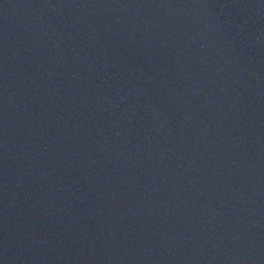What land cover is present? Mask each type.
Wrapping results in <instances>:
<instances>
[{
    "label": "water",
    "instance_id": "obj_1",
    "mask_svg": "<svg viewBox=\"0 0 264 264\" xmlns=\"http://www.w3.org/2000/svg\"><path fill=\"white\" fill-rule=\"evenodd\" d=\"M264 220V0H0V264H181Z\"/></svg>",
    "mask_w": 264,
    "mask_h": 264
}]
</instances>
